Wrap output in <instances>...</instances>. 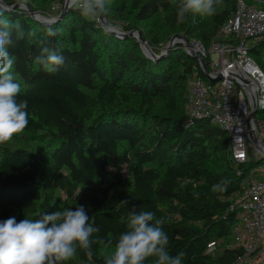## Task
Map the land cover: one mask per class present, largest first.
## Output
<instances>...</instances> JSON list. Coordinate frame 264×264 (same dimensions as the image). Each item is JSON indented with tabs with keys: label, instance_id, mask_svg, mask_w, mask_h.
<instances>
[{
	"label": "trees",
	"instance_id": "obj_1",
	"mask_svg": "<svg viewBox=\"0 0 264 264\" xmlns=\"http://www.w3.org/2000/svg\"><path fill=\"white\" fill-rule=\"evenodd\" d=\"M0 1L12 5L17 0ZM54 2L27 0L42 13ZM178 3L108 0L104 17L124 33L138 30L158 54V46L173 35L207 45L236 8V0H223L215 16L194 14L177 23ZM0 12L25 31L9 49L22 89L18 99L28 101L29 123L19 134L41 143L37 148H0V220L40 218L70 208V202L84 205L102 242L93 244L91 261L79 249L76 258L82 264H104L110 251L105 242L112 240L114 247L136 206L164 218L167 250L171 255L185 252L183 264H233L239 249L224 248L211 257L206 244L230 239L237 222L232 198L242 192L247 172L264 165V154L248 149L247 160L236 162L224 130L207 120L188 119L186 82L198 65L182 45L176 43L153 60L136 38L117 36L77 10H67L52 24L20 8ZM49 28L57 35L48 36ZM44 46L59 49L65 58L56 73H47L37 62ZM263 47L249 46L262 71ZM257 114L264 120V109ZM224 178L230 181L227 189L213 192ZM145 264H152V258Z\"/></svg>",
	"mask_w": 264,
	"mask_h": 264
},
{
	"label": "clouds",
	"instance_id": "obj_2",
	"mask_svg": "<svg viewBox=\"0 0 264 264\" xmlns=\"http://www.w3.org/2000/svg\"><path fill=\"white\" fill-rule=\"evenodd\" d=\"M17 2L23 7L27 0ZM172 3L176 4V0ZM222 4L223 0H179L177 23L186 22L194 14L215 16ZM65 7L79 11L87 20H95L107 14L108 0H65ZM28 35L34 33L30 31ZM47 35L56 36L57 30L49 28ZM24 37L22 25L0 12V144L22 133L29 123L28 101L18 99L22 89L13 71L16 57L9 50ZM36 59L50 74L65 63L59 49L47 46L41 48ZM229 183L224 178L213 185L212 191H225ZM122 203L127 204V200ZM164 224L163 217L157 218L152 211H137L133 206L127 215L126 230L114 247L112 240L105 242L110 251L103 256L104 264H145L149 258L152 264H183L185 252L171 255L167 250L169 237ZM99 232L84 205L43 213L40 218L17 221L10 216L0 220V264H65L77 255L78 249L91 261L93 244L102 242L96 235Z\"/></svg>",
	"mask_w": 264,
	"mask_h": 264
},
{
	"label": "built area",
	"instance_id": "obj_3",
	"mask_svg": "<svg viewBox=\"0 0 264 264\" xmlns=\"http://www.w3.org/2000/svg\"><path fill=\"white\" fill-rule=\"evenodd\" d=\"M59 9L54 2L52 11ZM53 18V16H51ZM184 46L183 41L179 42ZM191 50L202 58L208 69L204 76L197 63L186 82L185 111L188 119L207 120L227 133L230 157L245 162L248 148L260 154L246 135V120L252 107L264 109V71L249 55L251 44H264V0H236L234 13L219 27L216 39L207 45L198 39L188 40ZM217 54L215 62L210 55ZM202 74V76H201ZM220 76L211 83L209 79ZM250 120L264 150V120ZM257 168L247 172L242 192L232 198L236 224L230 239L207 242L205 253L214 257L226 249H239L233 264H264V176Z\"/></svg>",
	"mask_w": 264,
	"mask_h": 264
},
{
	"label": "water",
	"instance_id": "obj_4",
	"mask_svg": "<svg viewBox=\"0 0 264 264\" xmlns=\"http://www.w3.org/2000/svg\"><path fill=\"white\" fill-rule=\"evenodd\" d=\"M22 7L19 3H15L12 5H6L4 3H2L0 1V9L2 10H14L16 8ZM28 14L33 18L36 19L38 21H40L41 23H45V24H52L55 23L57 20L61 19L65 13L67 12V8L65 7V0L63 1L61 8L58 12V14L56 16H54L53 18H46L43 17L42 15H40L39 13H37L36 11H34L30 5L28 3H26L25 7H24ZM98 23L100 24L101 27L105 28L107 31L112 32L113 34L117 35V36H129V37H134L136 38V40L139 42L140 47L142 49L143 54L148 57L149 59H160L162 57H164L165 54H167L173 47V45H175L176 43H179L180 41H183L184 46H182V48L185 50V52L196 62H198L201 65V68L203 70L204 76L208 78V69L205 65V62L202 58H200L197 54H195L188 43V40L186 39V37L183 34H179V35H173L167 45L165 46L163 52L160 53H155L154 51H152V49L149 47V45L147 44V42L142 38L140 32L138 30H132L129 31L127 33L124 32H120L118 30L115 29V27H113L104 16H101L99 18H97ZM220 79V76H217L214 79H209V81L211 83H214L216 81H218ZM257 113V109L255 106L252 107L251 112L249 113V116L246 120V135L248 136V141L249 143L254 146V147H258L259 150L261 151L262 154H264V150L262 148H260L258 146L259 143V138L258 136L255 134L252 126L250 125V120L255 116V114Z\"/></svg>",
	"mask_w": 264,
	"mask_h": 264
},
{
	"label": "rangeland",
	"instance_id": "obj_5",
	"mask_svg": "<svg viewBox=\"0 0 264 264\" xmlns=\"http://www.w3.org/2000/svg\"><path fill=\"white\" fill-rule=\"evenodd\" d=\"M62 1V2H61ZM64 0H56V3L59 4V9L61 8V5L63 3ZM3 3V2H2ZM15 3H18L17 1L14 2L13 4ZM52 6V5H51ZM51 6H49L48 8V11L46 13H42V12H39V11H36L32 8V6H30L34 11H36L37 13H39L40 15H42L43 17H46V18H51V14H53L54 11L51 10ZM25 6L23 7H19L20 9H23L27 12V10L24 8ZM58 14V13H57ZM56 16V15H55ZM54 17V16H53ZM97 20V19H96ZM116 30L122 32L120 30V28H115ZM169 40H167L165 43H162V45L158 46L159 47V51L160 52H163L165 46L167 45ZM260 57L262 60H264V47L262 49V52L260 54ZM210 58L212 59L213 62L216 61L217 59V54L215 53H212L210 55ZM256 117H258V114L256 115ZM2 146H8V147H25V148H37V147H40L41 146V143L39 140H37L35 137H28V138H25V137H22L19 133L16 134L12 140H10L9 142L5 143V144H0V148ZM250 149V148H248ZM251 150V149H250ZM253 152V150H252ZM254 154V153H253ZM260 167H263L264 168V165H259ZM124 175L125 176H128V173L125 171L124 172ZM77 205L75 203H72L70 202V208H75ZM76 262V264H82L79 260H77L76 256L73 258Z\"/></svg>",
	"mask_w": 264,
	"mask_h": 264
},
{
	"label": "crops",
	"instance_id": "obj_6",
	"mask_svg": "<svg viewBox=\"0 0 264 264\" xmlns=\"http://www.w3.org/2000/svg\"><path fill=\"white\" fill-rule=\"evenodd\" d=\"M260 172H259V177H263L264 176V168L263 167H259L257 168Z\"/></svg>",
	"mask_w": 264,
	"mask_h": 264
}]
</instances>
